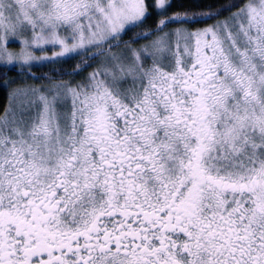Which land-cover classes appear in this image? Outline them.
<instances>
[{
    "label": "snow or ice",
    "instance_id": "1",
    "mask_svg": "<svg viewBox=\"0 0 264 264\" xmlns=\"http://www.w3.org/2000/svg\"><path fill=\"white\" fill-rule=\"evenodd\" d=\"M0 79V264H264V0H0Z\"/></svg>",
    "mask_w": 264,
    "mask_h": 264
},
{
    "label": "trees",
    "instance_id": "2",
    "mask_svg": "<svg viewBox=\"0 0 264 264\" xmlns=\"http://www.w3.org/2000/svg\"><path fill=\"white\" fill-rule=\"evenodd\" d=\"M214 0H174V3L176 5H184V6H188L191 5L193 3L198 4V5H202L205 8L207 7V5L213 3ZM44 71H47V69H44ZM38 75L40 73H37ZM0 81H2V79H0ZM7 103V93L6 90L0 86V105L6 104Z\"/></svg>",
    "mask_w": 264,
    "mask_h": 264
},
{
    "label": "rangeland",
    "instance_id": "3",
    "mask_svg": "<svg viewBox=\"0 0 264 264\" xmlns=\"http://www.w3.org/2000/svg\"><path fill=\"white\" fill-rule=\"evenodd\" d=\"M38 75V74H37ZM0 86L1 87H3V80L2 81H0ZM5 90H6V93H7V97H8V89L7 88H5V87H3Z\"/></svg>",
    "mask_w": 264,
    "mask_h": 264
}]
</instances>
